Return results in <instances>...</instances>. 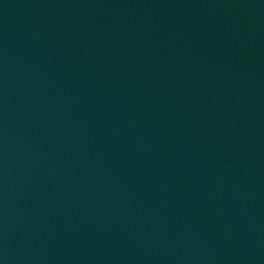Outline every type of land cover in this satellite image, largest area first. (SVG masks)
Returning a JSON list of instances; mask_svg holds the SVG:
<instances>
[{
	"label": "water",
	"instance_id": "95a60500",
	"mask_svg": "<svg viewBox=\"0 0 264 264\" xmlns=\"http://www.w3.org/2000/svg\"><path fill=\"white\" fill-rule=\"evenodd\" d=\"M0 264H264V0H0Z\"/></svg>",
	"mask_w": 264,
	"mask_h": 264
}]
</instances>
